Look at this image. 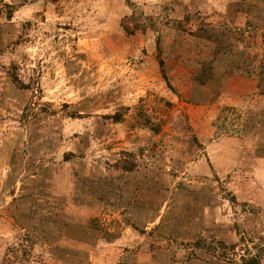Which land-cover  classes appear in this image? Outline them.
<instances>
[{
  "label": "rangeland",
  "instance_id": "374dc122",
  "mask_svg": "<svg viewBox=\"0 0 264 264\" xmlns=\"http://www.w3.org/2000/svg\"><path fill=\"white\" fill-rule=\"evenodd\" d=\"M263 31L264 0H0V264H239L219 242L264 239Z\"/></svg>",
  "mask_w": 264,
  "mask_h": 264
},
{
  "label": "trees",
  "instance_id": "16d2710c",
  "mask_svg": "<svg viewBox=\"0 0 264 264\" xmlns=\"http://www.w3.org/2000/svg\"><path fill=\"white\" fill-rule=\"evenodd\" d=\"M5 7L7 8L8 16L11 17L12 16L11 14L16 9L15 6L6 3ZM138 18H139V16L136 17L135 15L131 14V15L125 16L122 19L121 25H122V27L126 33L132 34L136 30L143 29L144 26H147L145 23L143 25H141L139 22H137ZM147 18L148 17H146L145 19H147ZM184 19H185L186 24H189L193 21V18L189 13L184 15ZM130 20L133 22V26L130 25L131 23L129 24L128 21H130ZM206 24H209V23H206ZM246 24H247V26L245 28H243L242 30H240L242 35L244 33V29L245 30L247 29V31H249V33H252L253 31L256 33V30H258V28L256 26H252L250 23H246ZM204 25H205V23L199 24L197 26L196 30H193V31L189 30L186 26H184L181 23H179L178 26L184 32L190 33V34L195 35L197 37H202V38H206L209 40H213L217 44L218 51H222L225 49H228L231 52L233 51L231 49V45L229 43L225 44V42H224L225 30H226V29H224V27H220L222 29H214V27H211L212 28L211 31L207 32L206 29H203ZM249 25L253 29L249 28ZM260 43H264V31L261 34ZM159 51H160V48H159ZM245 54H246V51H245V53L243 51L235 53V56L239 59V61H238L239 65L236 66V69L240 68L241 63L248 65L249 63L252 62L250 60V57L245 56ZM257 56L258 55H254V58H256ZM258 62H259V71H258L259 78H258L256 87H257L259 93L264 94V53L260 55ZM159 65H160L161 69L163 70L164 62L161 58L159 59ZM163 77L167 80L166 74H164V70H163ZM13 82L16 85L20 84L17 79L13 80ZM70 116H72V115H70ZM106 117L111 118L113 121H116V122H119L123 119V115L121 113H115L113 115H107ZM142 118L144 119L145 124L147 126H149L150 129L154 133L159 132V130H160L159 126L153 125L151 123V119L148 115L142 114ZM231 200L235 201V196H233ZM245 211H246V209H243V212H245ZM237 230L239 231V229H237ZM240 241L241 242L231 244L230 246L226 245L224 242H221V241L219 242L220 247L225 250L224 252L226 254V258L228 259V257H227L228 252L227 251L231 250L232 252H234L235 247L238 244H241L244 246V249H243V253L240 255L239 264H262L261 262H262V259L264 257V239H263V237H261L260 239H257L256 241H253L252 239L248 238L247 236L241 235ZM194 245L196 246V248H202V245H201L200 241H198V240L196 241V243ZM250 245L252 247H250Z\"/></svg>",
  "mask_w": 264,
  "mask_h": 264
}]
</instances>
